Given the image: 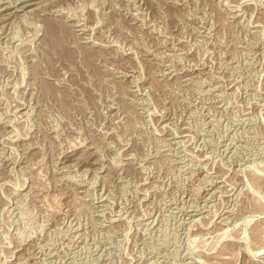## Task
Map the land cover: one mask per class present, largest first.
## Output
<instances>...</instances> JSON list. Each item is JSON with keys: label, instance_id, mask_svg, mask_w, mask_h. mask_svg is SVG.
<instances>
[{"label": "rangeland", "instance_id": "rangeland-1", "mask_svg": "<svg viewBox=\"0 0 264 264\" xmlns=\"http://www.w3.org/2000/svg\"><path fill=\"white\" fill-rule=\"evenodd\" d=\"M261 247L264 0H0V264Z\"/></svg>", "mask_w": 264, "mask_h": 264}, {"label": "bare ground", "instance_id": "bare-ground-1", "mask_svg": "<svg viewBox=\"0 0 264 264\" xmlns=\"http://www.w3.org/2000/svg\"><path fill=\"white\" fill-rule=\"evenodd\" d=\"M27 5V4H26ZM2 9V8H1ZM10 12V11H9ZM3 14V13H2ZM23 14V13H22ZM53 30V29H52ZM51 38H52V40L54 41H56V42H59V40H60V35H59V33H56L55 31L53 32V31H51V30H49V32L47 33ZM52 42V41H51ZM53 43V42H52ZM253 217V216H252ZM255 232V231H254ZM219 235V234H218ZM222 238V237H221ZM239 240V239H238ZM220 241V240H219ZM262 248V247H261ZM264 248V247H263ZM262 248V249H263ZM260 249V248H259ZM258 250V249H257ZM256 251V250H255ZM261 251V250H260ZM263 251V250H262ZM258 253H259V251H257ZM254 253V252H253ZM261 253V252H260ZM260 255V254H259ZM222 259V258H221ZM216 261V260H215Z\"/></svg>", "mask_w": 264, "mask_h": 264}]
</instances>
